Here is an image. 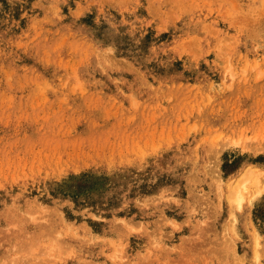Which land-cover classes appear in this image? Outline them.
Returning <instances> with one entry per match:
<instances>
[{"label":"rangeland","instance_id":"374dc122","mask_svg":"<svg viewBox=\"0 0 264 264\" xmlns=\"http://www.w3.org/2000/svg\"><path fill=\"white\" fill-rule=\"evenodd\" d=\"M0 264H264V0H0Z\"/></svg>","mask_w":264,"mask_h":264},{"label":"bare ground","instance_id":"6f19581e","mask_svg":"<svg viewBox=\"0 0 264 264\" xmlns=\"http://www.w3.org/2000/svg\"><path fill=\"white\" fill-rule=\"evenodd\" d=\"M239 189V188H238Z\"/></svg>","mask_w":264,"mask_h":264}]
</instances>
